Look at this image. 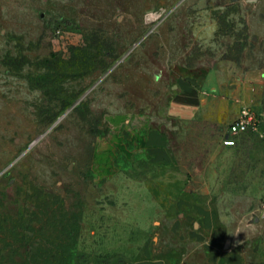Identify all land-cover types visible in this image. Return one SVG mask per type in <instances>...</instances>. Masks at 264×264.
<instances>
[{
	"label": "rangeland",
	"instance_id": "obj_1",
	"mask_svg": "<svg viewBox=\"0 0 264 264\" xmlns=\"http://www.w3.org/2000/svg\"><path fill=\"white\" fill-rule=\"evenodd\" d=\"M223 61L257 117L243 139L264 138V0H0V264H126L121 174L149 166L177 82ZM255 197L236 195L227 228L264 264ZM172 229L162 252L185 238Z\"/></svg>",
	"mask_w": 264,
	"mask_h": 264
},
{
	"label": "crops",
	"instance_id": "obj_2",
	"mask_svg": "<svg viewBox=\"0 0 264 264\" xmlns=\"http://www.w3.org/2000/svg\"><path fill=\"white\" fill-rule=\"evenodd\" d=\"M240 79L233 63L223 61L192 69L175 85L168 98V130L149 135V166L121 174L127 196L119 254L126 264H250L227 228V211L236 195L264 198V138L259 130L251 138L239 136L235 146L216 140L226 137L247 106L248 89ZM196 130L205 135L198 152L189 140ZM169 138L185 140L189 153L172 152ZM173 226L185 238L162 252L160 240L165 231L175 232ZM110 238L105 249L114 251L115 237Z\"/></svg>",
	"mask_w": 264,
	"mask_h": 264
},
{
	"label": "built area",
	"instance_id": "obj_3",
	"mask_svg": "<svg viewBox=\"0 0 264 264\" xmlns=\"http://www.w3.org/2000/svg\"><path fill=\"white\" fill-rule=\"evenodd\" d=\"M257 130V117L251 110L245 108L240 117L229 125L228 134L224 138V144L225 146H235L239 136L246 135L249 132H256Z\"/></svg>",
	"mask_w": 264,
	"mask_h": 264
},
{
	"label": "water",
	"instance_id": "obj_4",
	"mask_svg": "<svg viewBox=\"0 0 264 264\" xmlns=\"http://www.w3.org/2000/svg\"><path fill=\"white\" fill-rule=\"evenodd\" d=\"M135 46H136V45H135ZM64 116H65V115H64ZM64 116H63V117H64ZM63 117H61V118L56 122V124H57V123H58ZM56 124H55V125H56ZM0 175H1V174H0Z\"/></svg>",
	"mask_w": 264,
	"mask_h": 264
}]
</instances>
